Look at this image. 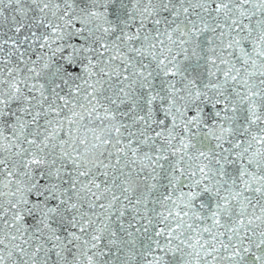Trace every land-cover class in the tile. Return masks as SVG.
<instances>
[{"label": "snow or ice", "instance_id": "1", "mask_svg": "<svg viewBox=\"0 0 264 264\" xmlns=\"http://www.w3.org/2000/svg\"><path fill=\"white\" fill-rule=\"evenodd\" d=\"M0 264H264V0H0Z\"/></svg>", "mask_w": 264, "mask_h": 264}]
</instances>
